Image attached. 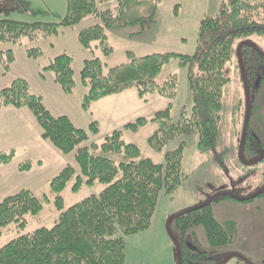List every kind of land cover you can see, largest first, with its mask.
I'll return each mask as SVG.
<instances>
[{"label":"trees","instance_id":"trees-1","mask_svg":"<svg viewBox=\"0 0 264 264\" xmlns=\"http://www.w3.org/2000/svg\"><path fill=\"white\" fill-rule=\"evenodd\" d=\"M162 1L68 0L67 14L59 22L0 19V43L17 46L28 42L27 55L34 60L39 59L43 52L31 44L49 39L57 35L61 27H73L88 17L100 20L78 34L82 47L93 54L84 61L80 73L87 91L82 101V108L86 111L93 102L129 89H136L143 99L154 93L173 99L176 95V77L171 76L174 81L163 85L156 82L164 65L172 57L180 58L181 64L189 66L193 95L190 115L183 110L177 123L172 120V104H169L153 117H139L97 142L91 141V135L99 132L96 121L88 129H83L66 115L54 116L26 79L16 78L3 88L0 91V112L8 106L27 108L41 129V137L62 154L73 155L75 165L68 163L49 182L54 206L59 211L58 218L50 227L23 232L28 225L27 216L39 215L44 209V202H51L47 195L40 197L30 189H22L0 199V238L12 227L18 233L0 247V264L124 263L126 251L123 236L151 227L160 195L171 192L181 182L185 147V143L181 142L177 148L166 152L163 163H156L144 157L137 144L124 140L125 129L138 132L150 122L156 125L148 138L149 145L156 151H162L178 134H188L194 130L199 134L200 152L206 154L216 147L223 90L230 80L226 70L234 57L240 69L237 49L242 41L253 43L252 37H264V0H220L219 12L202 20L199 45L191 56L153 53L136 57L129 52V62L107 68L95 54V48H99L104 56L113 51L106 30L135 24L144 29L155 22V14ZM107 2L115 6L102 9L100 4ZM132 10L137 11L133 16ZM141 10L145 13H141ZM241 53L250 92L255 84L256 93L264 87V55L250 45L243 46ZM14 61L12 48L0 51V65L5 73L11 71ZM43 71L52 74L65 93L74 92L76 82L70 55H57ZM240 73L242 75L241 69ZM253 101L251 93V119L244 152L257 158L262 153L258 150L260 143L257 132L256 135L251 132ZM16 155L15 149L0 152V165L11 162ZM32 168L31 161L19 166L20 171H30ZM71 180L74 182L73 191L96 183L104 187L99 193H91L65 208L62 192ZM257 197H264V191ZM227 198L230 196H222L214 201ZM214 201L180 215L171 223V229L182 248L183 264L209 259L211 252L202 248L198 240L199 227H203L209 249L223 248L236 241L238 222L219 220L212 208Z\"/></svg>","mask_w":264,"mask_h":264},{"label":"rangeland","instance_id":"rangeland-1","mask_svg":"<svg viewBox=\"0 0 264 264\" xmlns=\"http://www.w3.org/2000/svg\"><path fill=\"white\" fill-rule=\"evenodd\" d=\"M67 2L68 0H2L0 1V19L59 22L67 14ZM114 6L115 4L111 2L100 4L102 9ZM219 9L220 0H163L158 5L155 22L144 29L139 24L108 28L106 34L113 51L104 56L99 48H95V54L102 59L107 68L129 62L131 59L129 52L136 57L153 53L191 56L195 54L199 45L202 20L215 16ZM136 12L132 10L131 15H135ZM141 13L145 11L141 10ZM96 22L100 20L88 17L80 23V26L67 29V32H72V30L75 32L78 28L83 30ZM60 38L66 39V35L63 34ZM251 41L264 52V37L254 36ZM28 44L26 42L23 45H17L19 55ZM37 46L44 50L41 62L50 61L49 47L43 43H38ZM69 46H71L70 41ZM57 48L59 49V45ZM84 52V56L78 54L79 52L72 53L77 69L84 57L93 56L90 51ZM21 70L19 56L17 67L13 69L10 76L18 75ZM189 70L188 65L181 64L180 58L172 57L164 65L156 82L163 85L165 82L174 81L171 76H175V97L171 99L159 93L151 94L145 98L147 101H139V104L133 105L127 118L131 119V122L139 117L151 118L169 104H172L171 114L174 122L177 123L180 120L183 110H186L189 116L193 106ZM226 75L230 80L223 90L219 135L213 151L206 154L200 152L197 130L188 134H178L162 151H156L148 143L149 136L156 128L153 123H148L138 132L124 130V140L137 144L142 155L151 158L156 163H163L166 152L177 148L181 142L185 143V147L181 182L171 192H162L151 227L137 234L123 236L126 251L123 264H179L177 245L167 229L168 220L172 216L199 206L212 196L225 191L238 197L250 196L264 183V162L246 164L239 157L247 107L245 86L235 57L228 65ZM0 76H2L1 79L5 75L0 74ZM255 90L254 84L251 88L254 98L251 132L254 134L257 132L259 135H257L260 143L258 150L263 154L264 87L256 93ZM100 115H103L102 112ZM8 116L14 117V115L6 114L5 120ZM105 136L106 134H101L95 139L92 136L91 141L101 142ZM0 139V148L5 147L7 142L2 137ZM72 156L69 155L67 158L70 164L75 165ZM244 156L249 161L254 159V156L247 152H244ZM20 158L15 159L3 169L0 168V199L26 188H32V191L40 197L47 195L51 199L50 203L44 202V209L39 215L27 216L28 225L23 231L27 233L39 227L52 226L59 216V211L54 206V195L50 191L49 182L45 183L50 179L53 167L46 166L29 173L21 172L17 168L18 164L24 163ZM73 183L71 180L62 192L65 208L80 202L91 193H99L104 187L103 184L96 183L93 186L83 185L78 191H73ZM212 208L219 220L238 222L236 241L223 248L209 249L204 238L203 227H199V243L202 248L208 249L211 253L208 260L195 264H264V197H256L252 201H238L230 197L214 201ZM17 234L14 227L5 231L0 238V247Z\"/></svg>","mask_w":264,"mask_h":264},{"label":"crops","instance_id":"crops-1","mask_svg":"<svg viewBox=\"0 0 264 264\" xmlns=\"http://www.w3.org/2000/svg\"><path fill=\"white\" fill-rule=\"evenodd\" d=\"M80 25L81 24L79 23L73 27H61L57 35L52 36L49 39L41 40L43 42L38 41L31 44L32 46H37L38 43L47 45L50 51V61L57 55L63 53H66L73 58L76 87L72 94L65 93L62 87L56 83L52 74L43 71V68L50 63L49 60L46 61L47 63L41 62V57H43L44 54H42L39 59L34 60L27 55V48L30 45L26 46L23 52H20L19 55L17 46H12L10 44H1L0 46V51L12 48L15 53V61L12 64L9 73H5L3 67L0 65V74L5 75L0 79V91L9 86L16 78L26 79L34 92L42 97L44 104L54 116L66 115L77 127L83 129H88L90 124L96 121L99 125V132L95 136L92 135L95 139V137H98L101 134L107 135L116 129L123 128L127 123L131 122V119L127 118L130 108L133 105L139 104V101L145 102L147 99L140 98L136 89H129L122 93L110 95L93 102L87 111L82 108V101L87 91L81 82L80 73L84 61L88 58L84 57L82 63L77 69L75 68V59L72 53L79 52L78 54L84 56V51L88 50L84 49L80 42H78V34L81 29L78 28L75 32L73 30L72 32H67V29H73ZM63 34L66 35V39L60 38ZM69 41L71 42V46H69ZM58 45L59 49L57 48ZM37 47L40 48L39 46ZM19 56L22 70L18 75L10 76L13 69L17 67ZM79 58L81 57L79 56ZM101 112L103 115H100ZM6 114L14 115V117L8 116L5 120ZM1 137L7 142V145L0 148V152H5L10 149H15L17 151L16 157L9 163H12L19 157H21L20 159L22 162H33V168L30 171H26L27 173L34 169L46 166L53 167L52 174L50 175L51 177L49 176L50 179L45 181V183L50 182L68 163H70L67 158L69 155L60 153L49 141H46L41 137V129L35 117L27 108L8 106L2 109L0 112V138ZM9 163L1 165L0 168L3 169ZM19 166L20 165L18 164L17 168L20 171ZM26 189L33 190L32 188Z\"/></svg>","mask_w":264,"mask_h":264},{"label":"water","instance_id":"water-1","mask_svg":"<svg viewBox=\"0 0 264 264\" xmlns=\"http://www.w3.org/2000/svg\"><path fill=\"white\" fill-rule=\"evenodd\" d=\"M245 45H250L253 48H255L257 51L261 52L264 55V52H262L254 43L250 42V41H242L237 49V54H238V59H239V64H240V69L242 72V78H243V82H244V86H245V92H246V107H247V111H246V117H245V121H244V126H243V133H242V139H241V145H240V150H239V157L240 159L246 163V164H254V163H259L264 159V153L261 154L259 157L254 158L252 160H246L245 156H244V151H245V146H246V142H247V137H248V128H249V124H250V119H251V92H250V85H249V81L247 78V73L244 67V62H243V58H242V53H241V49L243 46ZM264 191V185L257 190L254 194L247 196V197H238L234 194H232L231 192H222L219 194H216L214 196H212L211 198H209L205 203L196 206L194 208H191L189 210H186L184 212H181L179 214H176L174 216H172L167 223V229L169 231V234L171 235L172 239L174 240L175 244L177 245L178 248V261L179 264H183V257H182V248L181 245L178 241V239L176 238V236L174 235L172 229H171V223L174 219H176L177 217H179L180 215H183L185 213L191 212L193 210L199 209L201 207H204L208 204H210L212 201H214L215 199L222 197V196H230L238 201H247L250 199H253L255 197H257L259 194H261Z\"/></svg>","mask_w":264,"mask_h":264}]
</instances>
